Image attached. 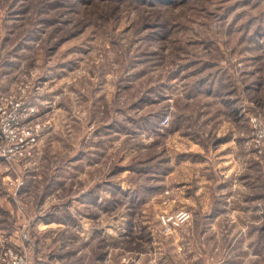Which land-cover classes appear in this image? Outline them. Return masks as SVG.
Wrapping results in <instances>:
<instances>
[{
    "label": "rangeland",
    "instance_id": "374dc122",
    "mask_svg": "<svg viewBox=\"0 0 264 264\" xmlns=\"http://www.w3.org/2000/svg\"><path fill=\"white\" fill-rule=\"evenodd\" d=\"M7 251L264 264V0H0Z\"/></svg>",
    "mask_w": 264,
    "mask_h": 264
},
{
    "label": "built area",
    "instance_id": "2783aa9c",
    "mask_svg": "<svg viewBox=\"0 0 264 264\" xmlns=\"http://www.w3.org/2000/svg\"><path fill=\"white\" fill-rule=\"evenodd\" d=\"M14 120H15L14 117H12L11 119L7 120L9 122V123H7V126L5 125V122H6L5 121L4 122V125L6 126L5 128H10L11 127V122H15ZM166 121H167L166 119H163L162 123H166ZM1 264H26V262H25L23 256H20V255H18L16 253H13L11 251H7V252H4Z\"/></svg>",
    "mask_w": 264,
    "mask_h": 264
}]
</instances>
